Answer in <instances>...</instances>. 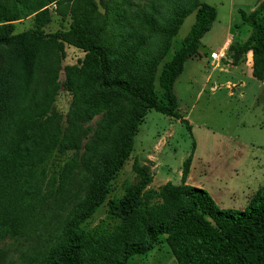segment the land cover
I'll list each match as a JSON object with an SVG mask.
<instances>
[{
    "label": "trees",
    "instance_id": "1",
    "mask_svg": "<svg viewBox=\"0 0 264 264\" xmlns=\"http://www.w3.org/2000/svg\"><path fill=\"white\" fill-rule=\"evenodd\" d=\"M70 1L69 26L50 33L38 26L15 33L13 23H4L11 19L0 8V45L15 41L26 49L30 41L49 38L84 52L77 65L65 67L62 85L73 94L74 108L66 113L64 128L59 118H35L51 104L57 86L54 75L51 85L17 120L13 141L0 138V264L6 263L13 244L31 233L44 209L42 179L30 166L44 161L57 147L78 151L84 140L89 145L65 162L60 181L68 184L82 168L90 172L86 206L72 212L56 245L39 264H126L130 256L148 252L160 235L165 236L177 264H264V185L244 209H221L207 190L185 183L194 142L182 163L181 183L168 181L161 187L162 203L142 207V190L152 178L146 167L136 164L134 168L142 176L139 183L129 186L122 197L108 200V213L125 223L109 238L112 257L106 256L105 237L84 230L82 223L103 201L106 185L130 151L132 134L149 109L177 118L191 131L188 119L178 111L173 83L184 61L197 52L217 11L198 0H122L129 9L125 14L117 13L120 0L101 1L103 11L95 0ZM238 11L244 22H250L252 31L245 41L231 42L227 54L237 65L252 51V75L264 84V0L249 14ZM192 12L195 20L189 32L162 64L157 77L162 91L159 96L148 82V67H135L136 54L155 35L169 44ZM125 104L123 133L111 147L99 151L98 139L94 134L91 137L92 120L121 111ZM11 107L1 93L0 123L9 117ZM98 152L100 167L89 171V161ZM144 195L149 197L150 192Z\"/></svg>",
    "mask_w": 264,
    "mask_h": 264
},
{
    "label": "rangeland",
    "instance_id": "2",
    "mask_svg": "<svg viewBox=\"0 0 264 264\" xmlns=\"http://www.w3.org/2000/svg\"><path fill=\"white\" fill-rule=\"evenodd\" d=\"M95 1L103 11L101 1L106 0ZM198 1L214 6L216 18L210 30L201 37L197 52L184 61L173 83L178 111L188 119L191 131L177 118L154 109H149L140 120L132 134L130 151L106 185L108 192L103 201L82 223L86 232L105 237L107 257L113 255L109 247L110 236L118 231L119 226H125L121 218L108 213V200L122 197L129 186L139 183L142 176L134 168L135 164L146 167L152 178L142 190V207L162 203L159 193L168 181L176 185L181 183L182 163L192 149V142L195 147L187 183L207 190L221 209H244L264 185V86L252 76V51L245 54L232 73L220 70L225 64H233L229 53L219 63L206 59L210 50L227 38H231L232 43L247 39L252 26L249 21L242 20L238 9L249 14L263 0ZM70 6V0L50 3L45 0H0V8L11 19L4 23H13L15 33L35 27L44 33L67 28L71 21ZM117 6L121 7L117 13L125 14L129 10L122 0ZM194 20L192 12L184 18L169 44L155 35L136 54L135 67H148V82L159 96L162 91L157 77L162 64L179 47ZM83 57L81 49L49 38L30 41L26 49L15 41L0 45V95L2 93L12 105L9 117L0 123V138L10 143L13 141L17 120L26 113L32 100L39 98L51 85L54 75H57V86L51 104L35 118L37 121L59 118L63 129L66 113L74 108L73 94L62 85L65 67L77 65ZM209 73L212 77L206 80ZM126 107L127 104L121 111L114 110L111 115H98L92 120L91 137L95 135L98 139L99 151L108 149L119 140L124 129ZM86 142L83 141L78 151L57 147L44 161L30 166L42 179L44 209L31 233L13 244L5 264H39L56 245V238L60 237L72 212L86 206L90 172L82 168L68 184L60 181L63 165L77 152L83 153L89 145ZM101 160L98 152L89 161V171L100 167ZM145 191L150 192L149 197L144 195ZM126 264L177 263L165 236L160 235L148 252L130 256Z\"/></svg>",
    "mask_w": 264,
    "mask_h": 264
},
{
    "label": "crops",
    "instance_id": "3",
    "mask_svg": "<svg viewBox=\"0 0 264 264\" xmlns=\"http://www.w3.org/2000/svg\"><path fill=\"white\" fill-rule=\"evenodd\" d=\"M231 42H233L232 41V39L231 38H227L226 40H224V42H222L220 45H218V47L217 48H212L210 51H213V50H215V49H218V48H220L222 45H228V47H229V44L231 43ZM207 59V62H211L212 63V60L209 58V57H207L206 58ZM227 67L229 66V68L227 69V67L225 66H223V67H221L220 68V70H222V71H224V72H228V73H232V69L233 68H237L238 67V64L237 65H234V64H225ZM251 70V73H252V68L250 69ZM215 75V74H214ZM216 76L218 77L219 76V74L217 73L216 74ZM253 76V75H252ZM212 77V73H209L208 75H207V78H206V80H209L210 78ZM236 77H238V75H236ZM214 79H217V78H214ZM240 82H241V80H239ZM228 82H229V80H228ZM258 82L260 83L259 85H261V86H264V84L261 82V81H259L258 80ZM231 84H233V83H231ZM179 107V106H178ZM190 178V171H189V173H188V175H187V178H186V181H185V183H187L188 182V179ZM188 184V183H187Z\"/></svg>",
    "mask_w": 264,
    "mask_h": 264
},
{
    "label": "built area",
    "instance_id": "4",
    "mask_svg": "<svg viewBox=\"0 0 264 264\" xmlns=\"http://www.w3.org/2000/svg\"><path fill=\"white\" fill-rule=\"evenodd\" d=\"M230 45V44H229ZM228 50V45H222L220 48L215 49L209 53V58L213 63L220 62V60L226 56Z\"/></svg>",
    "mask_w": 264,
    "mask_h": 264
}]
</instances>
